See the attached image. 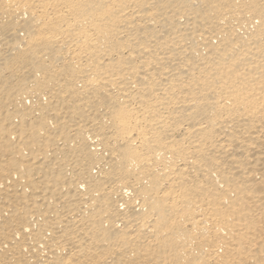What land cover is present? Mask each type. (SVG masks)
Returning <instances> with one entry per match:
<instances>
[{
	"label": "bare ground",
	"instance_id": "bare-ground-1",
	"mask_svg": "<svg viewBox=\"0 0 264 264\" xmlns=\"http://www.w3.org/2000/svg\"><path fill=\"white\" fill-rule=\"evenodd\" d=\"M0 264H264V0H0Z\"/></svg>",
	"mask_w": 264,
	"mask_h": 264
}]
</instances>
